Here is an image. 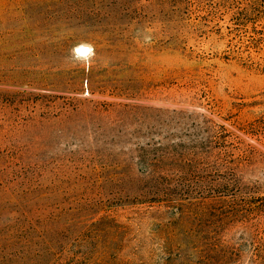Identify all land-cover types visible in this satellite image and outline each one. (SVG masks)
Returning a JSON list of instances; mask_svg holds the SVG:
<instances>
[{"label":"rangeland","instance_id":"1","mask_svg":"<svg viewBox=\"0 0 264 264\" xmlns=\"http://www.w3.org/2000/svg\"><path fill=\"white\" fill-rule=\"evenodd\" d=\"M248 1L0 0V264H40L4 257L16 224L57 264H264V8ZM82 41L90 70L69 59ZM227 178L248 199L208 254L200 212L232 205L200 196ZM174 214L168 258L151 219Z\"/></svg>","mask_w":264,"mask_h":264},{"label":"trees","instance_id":"2","mask_svg":"<svg viewBox=\"0 0 264 264\" xmlns=\"http://www.w3.org/2000/svg\"><path fill=\"white\" fill-rule=\"evenodd\" d=\"M246 4L250 8H252L254 5L260 6L262 7V9L264 8V0H249ZM225 181L226 182H218L216 186L211 189L212 194L209 196V198H207L206 196H200L202 199L201 203H205L207 201L209 203H213L214 201L218 203L220 201H226L230 202L232 205L226 210L221 209L216 211V213L213 214L212 217H205L203 215L205 212L207 213L208 211L205 207L202 208V212H200L201 215L199 218V222L201 226L206 227V222L213 224V226H211V228H207V230H200L202 241H208V244L206 245L207 248H202L207 250L208 254L210 252H215V248L219 246L218 237L220 234V225H224L227 223V216L234 217V213L238 210L235 208L236 206L241 207L240 211L243 212V207L239 204L246 202V200L248 199L245 196L246 192H244L243 188H240V186L237 185L234 180L227 178ZM149 203H157V210L160 212L164 210L165 214H173L172 211H165V207L167 205H170L172 207L174 206L172 205L174 203L172 200H167L166 202L165 200L162 202L149 201ZM179 215H183V212H180ZM152 216L154 219H151V223L157 221L159 226L162 228V238H160V240L163 242V253L166 254L168 258H172L173 253L169 250L171 248L170 244L176 233L173 230L166 231L165 228L167 229L173 224L172 220L176 218V214L169 217L168 220H163L162 218L155 217L154 215ZM208 218H214L215 221H208ZM179 219H181V216ZM13 227L15 228H13L8 233L4 234L1 238L7 244L6 247L8 249L4 257H7L8 261L14 262L17 259L21 258L30 259L40 264H57L55 259L54 242L47 233L40 232L37 227L33 226L24 227L20 224H16ZM32 253L33 255H31ZM223 253L228 254V252L226 251H223ZM206 259L211 260V257H206Z\"/></svg>","mask_w":264,"mask_h":264},{"label":"clouds","instance_id":"3","mask_svg":"<svg viewBox=\"0 0 264 264\" xmlns=\"http://www.w3.org/2000/svg\"><path fill=\"white\" fill-rule=\"evenodd\" d=\"M95 56V47L89 42L82 41L72 47L70 50L69 59L73 64H80L86 70H90L93 66V59Z\"/></svg>","mask_w":264,"mask_h":264}]
</instances>
